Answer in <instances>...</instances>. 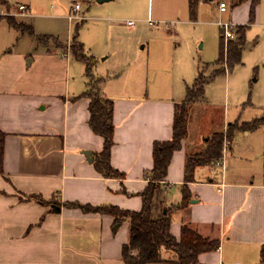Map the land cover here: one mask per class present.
Instances as JSON below:
<instances>
[{"label": "crops", "instance_id": "crops-1", "mask_svg": "<svg viewBox=\"0 0 264 264\" xmlns=\"http://www.w3.org/2000/svg\"><path fill=\"white\" fill-rule=\"evenodd\" d=\"M6 2L0 4V264H126L122 246L128 240V220L115 223L109 214L71 204L142 208L140 193L153 166V145L171 139L175 106L185 99L196 70L188 66L189 76L180 77V88L164 87L151 94L109 89L108 80L125 69L99 77L101 92L113 99L110 165L124 175L105 177L94 165L103 139L88 124L89 99L83 94L87 88L79 72L78 81L72 77L74 62L65 50L69 44L55 42L48 47L44 38L46 44L40 48L17 50L27 33L10 26L5 17L26 24L20 19L29 17L31 9L19 3L27 8L20 14L18 6ZM138 2L133 0V6ZM187 7L189 0H184ZM245 43L241 58L245 47L255 46ZM215 78L204 85L198 102L209 99L208 86ZM259 80L248 90L237 81L234 92L246 96V102L256 99L264 91ZM239 117L203 134L210 137L225 133L231 123L249 122ZM189 132L191 125L171 157L160 198L171 209L170 233L179 240L182 226L188 225L219 240L218 248L200 254L197 264H258L264 244V126L236 130L222 151L223 168L215 163L197 167L193 181L185 184L187 156L203 149L208 138L193 144ZM217 170V175L210 172ZM183 184L191 199L178 208ZM115 224L118 228L113 230ZM162 256L165 262L151 264H176L172 252L163 250Z\"/></svg>", "mask_w": 264, "mask_h": 264}, {"label": "rangeland", "instance_id": "rangeland-1", "mask_svg": "<svg viewBox=\"0 0 264 264\" xmlns=\"http://www.w3.org/2000/svg\"><path fill=\"white\" fill-rule=\"evenodd\" d=\"M221 1L227 4L226 12L218 8ZM9 2L16 9L22 2L30 6L31 15L20 21L34 27V36L26 34L18 41L16 49L40 48L46 44L44 38L48 40V47L54 46L55 42L69 44L65 50L68 48L69 58L74 62L72 77L78 81L79 72L86 88L91 84L93 89L100 76L120 74L123 69L125 71L120 76L108 80V88L119 87L128 92L137 89L136 93L143 94H151L152 90L158 93L164 87L178 89L182 83L180 77L189 76L186 75L188 66L193 65L195 77L201 82L221 71L215 76L216 81L208 86L209 99L206 97L203 102L197 101L188 107L187 128L191 125L188 139L193 144L204 142L208 135L203 133L222 128L224 121L233 122L238 115L241 121H250L264 112V91L258 93L256 99L250 97L249 102H246V96L240 98L234 92L237 81L247 90L257 77L260 85L264 83V0H260L251 23L248 1L234 6V0H201L196 5L195 19L188 7L184 9V0H139L136 7L133 0ZM76 2L82 5L80 15L83 18L71 21L67 16ZM127 21H132L133 26H128ZM223 22H232L234 32L236 25H247L245 41L255 43L254 47H245L241 67L235 65L228 69L225 61L216 62L222 32L219 23ZM17 34L21 35V32L17 31ZM73 41L82 45L85 61L74 57L70 50ZM142 45L145 48H141ZM86 66L90 68V76L86 73ZM226 75L229 77L227 86ZM244 77L249 81L244 83ZM98 87L104 90L101 83ZM210 172L219 174V170Z\"/></svg>", "mask_w": 264, "mask_h": 264}, {"label": "trees", "instance_id": "trees-1", "mask_svg": "<svg viewBox=\"0 0 264 264\" xmlns=\"http://www.w3.org/2000/svg\"><path fill=\"white\" fill-rule=\"evenodd\" d=\"M201 0H189L190 14L195 19L197 3ZM243 1H248L249 21H254L257 6L260 0H234V6ZM0 4H7L6 0H0ZM8 24L19 29L23 33L34 35L33 27L17 22L13 16L5 17ZM249 24V23H248ZM247 25H236L235 39L227 41L223 38V30L220 34V53L216 62L225 61L227 68L232 69L241 62V54L245 46V31ZM70 50L77 60L85 61L86 57L82 52V45L74 41ZM221 71H216L209 80L201 82L195 79L193 84L187 87L185 99L175 106L174 120L172 125V137L168 141L155 142L153 145V166L148 176V183L140 193L142 208L139 211L121 210L115 206H91L75 205L86 211L106 213L114 217L115 223L128 220V240L122 246V259L126 264H151L165 262L162 251H170L175 255L176 264H197L198 256L204 252L213 251L218 248L219 240H212L202 236L198 231L188 225H183L179 240L170 233L171 209L166 207L163 212L164 203L160 200L164 180L167 174L168 165L174 151L181 148V142L187 135V122L189 117L188 107L196 103L203 95V88L212 78ZM86 73L90 76V68L86 66ZM94 88L91 84L83 93L89 99V120L91 130L103 139L102 150L96 155L94 165L105 177L123 178L124 175L113 169L110 165V153L114 144V123H113V99L104 95L98 87L102 79L95 80ZM264 126V112L253 120L237 124L231 123L227 126L225 133H215L211 139L207 138L205 146L200 151L187 156L184 182H192L194 170L200 166L214 164L222 157L224 141L230 142L236 130L249 131ZM3 148V135L0 133V159ZM1 173V167H0ZM183 184V197L177 205L183 208L188 205L191 199V192ZM39 200V199H38ZM41 201V200H39ZM264 264V244L260 249V261Z\"/></svg>", "mask_w": 264, "mask_h": 264}, {"label": "built area", "instance_id": "built-area-1", "mask_svg": "<svg viewBox=\"0 0 264 264\" xmlns=\"http://www.w3.org/2000/svg\"><path fill=\"white\" fill-rule=\"evenodd\" d=\"M82 8V5L80 2H76L72 7H71V12L69 13V19L70 20H74V19H78V18H83L80 15V10ZM218 8L221 12H225L227 10V4L223 1L218 3ZM18 10L20 14H25L26 13V6L25 5H19L18 6ZM127 25L128 26H133V22L132 21H127ZM220 27L223 30V38L225 41L229 40V39H233L235 37V32L233 27L235 26L232 22H223V23H219ZM229 145V142L227 140L224 141L223 144V152L227 149ZM223 157H221L220 160L216 161L215 165L223 168Z\"/></svg>", "mask_w": 264, "mask_h": 264}, {"label": "water", "instance_id": "water-1", "mask_svg": "<svg viewBox=\"0 0 264 264\" xmlns=\"http://www.w3.org/2000/svg\"><path fill=\"white\" fill-rule=\"evenodd\" d=\"M108 0H97L98 3H104ZM88 156L90 155L89 152L86 153ZM91 160V159H90ZM163 212H166V207L163 208ZM118 228V224H115L114 227H113V230H116Z\"/></svg>", "mask_w": 264, "mask_h": 264}]
</instances>
